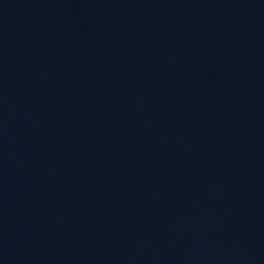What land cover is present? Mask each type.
<instances>
[{
  "label": "water",
  "instance_id": "1",
  "mask_svg": "<svg viewBox=\"0 0 264 264\" xmlns=\"http://www.w3.org/2000/svg\"><path fill=\"white\" fill-rule=\"evenodd\" d=\"M0 264H264V0H0Z\"/></svg>",
  "mask_w": 264,
  "mask_h": 264
}]
</instances>
